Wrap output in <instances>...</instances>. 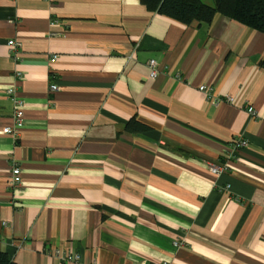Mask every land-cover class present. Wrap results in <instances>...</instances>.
<instances>
[{
  "label": "crops",
  "instance_id": "obj_1",
  "mask_svg": "<svg viewBox=\"0 0 264 264\" xmlns=\"http://www.w3.org/2000/svg\"><path fill=\"white\" fill-rule=\"evenodd\" d=\"M202 84L234 100L205 103ZM0 248L19 264H264V32L142 0H0Z\"/></svg>",
  "mask_w": 264,
  "mask_h": 264
},
{
  "label": "trees",
  "instance_id": "obj_2",
  "mask_svg": "<svg viewBox=\"0 0 264 264\" xmlns=\"http://www.w3.org/2000/svg\"><path fill=\"white\" fill-rule=\"evenodd\" d=\"M150 9L190 24L200 21L210 24L217 14H224L241 23L264 32V0H142ZM149 128L132 118L127 129ZM0 264H19L7 250L0 248Z\"/></svg>",
  "mask_w": 264,
  "mask_h": 264
},
{
  "label": "built area",
  "instance_id": "obj_3",
  "mask_svg": "<svg viewBox=\"0 0 264 264\" xmlns=\"http://www.w3.org/2000/svg\"><path fill=\"white\" fill-rule=\"evenodd\" d=\"M8 44L11 48H19L21 46L20 41L11 39L8 41ZM149 67H150V76L152 78H155L158 75L159 69H158V62L155 59L149 60ZM52 90H58L59 86L57 84L51 85ZM199 90L205 94V103L212 104L214 106H218L222 102H232L234 100V96L227 95L224 98L215 97L213 94V88L212 86L208 84H202L199 87ZM7 95L12 97L14 100L15 106H14V124L5 126L4 132L7 134H11L15 139L19 137V131L21 128L25 125V103L22 99H20L16 95L15 86H10L7 90ZM247 110L251 116H256V110L253 106H248ZM248 145V139L237 136L233 139V142H231V149L228 153V158L230 159H237L240 150ZM210 170L214 174H220L228 170V167L224 164H209ZM22 182V173H21V167L19 165H15L12 167L11 176L9 179V183L12 187H18ZM4 225L7 224L6 221L2 222ZM175 245L180 246L181 243L176 241L174 242ZM51 254H54L56 257L62 259L63 261H74L80 259V255L73 253L70 250H63L61 248H56L53 251H51Z\"/></svg>",
  "mask_w": 264,
  "mask_h": 264
},
{
  "label": "rangeland",
  "instance_id": "obj_4",
  "mask_svg": "<svg viewBox=\"0 0 264 264\" xmlns=\"http://www.w3.org/2000/svg\"><path fill=\"white\" fill-rule=\"evenodd\" d=\"M205 1H208V0H205Z\"/></svg>",
  "mask_w": 264,
  "mask_h": 264
}]
</instances>
